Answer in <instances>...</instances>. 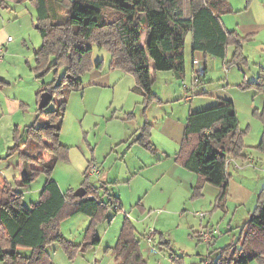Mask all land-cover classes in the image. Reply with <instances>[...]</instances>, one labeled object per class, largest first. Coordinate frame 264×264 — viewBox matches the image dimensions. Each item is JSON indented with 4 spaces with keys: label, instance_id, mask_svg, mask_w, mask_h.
Returning a JSON list of instances; mask_svg holds the SVG:
<instances>
[{
    "label": "trees",
    "instance_id": "obj_1",
    "mask_svg": "<svg viewBox=\"0 0 264 264\" xmlns=\"http://www.w3.org/2000/svg\"><path fill=\"white\" fill-rule=\"evenodd\" d=\"M6 0H0V8ZM250 0H246L248 3ZM35 12L41 43L34 50L35 77L51 68L64 69L58 82L40 86L36 92L37 104L40 94L47 91L61 97L57 107L46 110L37 107L36 120L14 130L17 142L13 148L23 161L20 184L25 185L43 172L47 179L39 198L27 207L22 202V192L4 182L0 188V261L6 264H54L47 246L58 244L69 259L80 247L64 237L58 219L83 213L90 218L84 230V246L96 245L99 237L96 226L107 211H119L120 203L108 194L106 200L98 192V186H84L83 197L75 191L61 190L51 179V172L59 158H66L68 147L60 143V130L66 100L65 92L81 87L80 75L89 68L91 43L115 50L114 64L130 72L135 78L132 90L143 97V108L150 100L157 99L152 86L153 73L172 71L177 79L185 73V39L191 34V50L220 58L224 65L246 61L243 44L248 36L236 30H227L221 15L233 12L228 0H31ZM117 41V42H116ZM234 46L232 57L225 61L226 50ZM100 66V62L96 67ZM263 69L258 82L241 86H257L264 94ZM50 99V100H51ZM145 112V110H144ZM143 112V114H144ZM262 123L258 149L264 150V107L254 110ZM148 124V123H145ZM147 126V125H146ZM246 130L239 127L237 112L231 100L222 99L211 107L191 111L186 119L182 140L174 160L197 174L200 182L192 188L193 195H200L203 182L219 188L214 208L220 207L226 194V163L230 158L243 154V138ZM153 149L150 128L142 127L140 135L133 140ZM49 157L43 159V153ZM36 162L37 167H29ZM88 179V173L85 171ZM136 227L126 215L121 224L114 246L111 247L117 264H147L140 249ZM208 246L207 256L201 264H247L253 259L264 263V187L258 192L256 205L236 238L223 247ZM29 249L21 255L18 248ZM173 264L182 260L171 256Z\"/></svg>",
    "mask_w": 264,
    "mask_h": 264
},
{
    "label": "rangeland",
    "instance_id": "obj_2",
    "mask_svg": "<svg viewBox=\"0 0 264 264\" xmlns=\"http://www.w3.org/2000/svg\"><path fill=\"white\" fill-rule=\"evenodd\" d=\"M252 2L253 0H250L248 3L246 0H242L238 3V6L248 7V5L250 3L252 4ZM2 7L0 8V30L4 35V40L6 41L7 37L10 36L12 38V41L10 42H20L18 31L20 29L19 26L22 25L26 28L23 29V31L25 30L27 46L32 50L33 45H38V43L41 42V38L37 29L34 27L37 19L31 0H6ZM13 8L15 11L19 10L22 12V10H24V17H22V13L18 18H15V15L10 14ZM30 13L32 14V18ZM225 16L233 17L234 15L226 14L221 16V18L223 19ZM31 19L33 20L32 24ZM18 44L14 46L15 49H17L14 52L11 48L10 58L5 56L3 59V56L6 53V50H3L1 54L2 60H6L8 63L6 67L0 66V79H2L0 80V171L2 175L7 178L8 183L13 188H18L16 187V183L14 181V177L19 174L17 170L20 169L18 168L17 163H19V167L23 164V161H21L18 156V152L13 150L17 142V139L14 137V120L18 118H16L15 115L12 116L11 114H6L9 111L2 108L1 101L5 99V96L10 99L23 97L30 101V104L33 105L31 102H33L34 89L31 87L30 82L33 83V80L35 79L34 72L30 69L34 62L32 61L31 64L25 62L26 60L23 58V54L19 51L22 50V48ZM91 47V53L88 58L90 66L80 75L83 82L81 87L69 90L65 92L63 96L66 100V109L60 130V143L68 147V153L66 158H59L56 161L50 177L55 180L61 190L65 192L68 189L75 191L81 186L88 187V185L98 184V180L94 175L88 174L89 177L86 179L85 171L87 165L89 164L91 153H93V155H97L98 157H102L105 154L106 146L109 141L104 136V128L111 129L114 128V126H118V129L120 128L123 130V126L113 120H117L122 117H129V127L131 128L129 136V150L131 149L129 152L130 155H139L137 157H140L142 156L141 154L146 153L153 157L159 150V148L152 142L151 134L150 141L153 144V149L146 148L137 142H133V140L140 135L142 127L148 126V128L152 129V124L146 118L145 113L148 107H150L149 112H153L152 110H159L155 104L160 103L159 95L156 94L157 99L149 101L146 109L143 108V97L140 96V98L137 99V107L134 111L130 109L126 114H119L116 116L114 112V105L118 106L119 104H124L129 106L133 103L134 97L136 96L135 92L132 91V87L135 85V78L130 72L123 70L121 67L113 63L114 49L99 46L95 42L91 43ZM24 49L26 50L25 47ZM2 60L0 61V64L3 63ZM98 62H100V66L96 67ZM249 67L250 69L244 68V71L248 73L250 77L251 72L255 73V71L258 70V66L250 64ZM20 72L22 75L21 78L18 76V73ZM63 72L64 69L62 67H58L57 69L51 68L42 73L38 80L41 85L48 84L53 81L58 82L61 79ZM163 72L168 71L156 72V74L159 75L157 79H154L152 86L153 91L155 90V87L159 88L161 94L165 90V86L163 84ZM29 73L31 77L27 79L26 76ZM129 78H132L133 80V86L130 90L129 86L132 83L129 82ZM206 96L207 95H196L195 98H201V100H196L195 103L205 100ZM60 100L61 97L54 94L52 99L46 104L45 109H55ZM177 101H181L182 104H185L186 108L189 107L188 102L182 99H177ZM177 101H173L170 107H176L178 112V105H173L174 103L176 104ZM204 108H207V106L203 107V109ZM106 110L108 115L104 114ZM27 119L30 118L28 117ZM241 119L243 123H246V121L258 122L254 121L251 116H245V114L241 116ZM255 119L259 120L261 123L257 116H255ZM23 126L24 124H21V126L17 128L19 132L22 131ZM255 133L257 137V132L253 129L248 135V138L253 137V135L255 136ZM87 142L91 145L92 150L88 146ZM261 152H264V150H261ZM42 156L43 159H47L49 154L45 152ZM143 158L145 159V157ZM143 158L140 157V159ZM95 164L99 168V164ZM14 167H16V170ZM30 167H38V164L34 162ZM149 167H152V169L139 175L137 174L136 176H129V204L127 200H125L124 209L121 207L122 211L115 212L113 209L108 210L106 217L102 221L98 222H101V224L99 225L97 223L99 233L104 235L105 230L108 231L105 240L111 238L113 232L118 234L122 218L124 217L123 213L127 212L129 214V220L136 227V233L140 238L139 249L143 258L146 259L147 264H173L171 256L182 260L183 264H201L203 261V259H201L202 256L206 257L208 254V244L192 232V229H195L199 225V218L195 215V212H204V220L211 216L210 211H213L214 209L216 212L214 214V221L218 222H214V225L215 227H219L218 224H220V218L223 210L221 207H219L218 210L213 207L217 195L213 197L212 204L206 207L209 203V197L213 195L215 187L207 183V186L204 189L205 198L202 203L205 207H202L199 203L194 202L195 197L192 198V192L188 195L187 193L181 191L178 193V196L167 202L165 201L163 195L158 194V187L163 186L164 189L169 188L171 186L169 182L170 177L168 175H164L158 180V182L157 180L148 181V177L151 176L150 173L154 170L153 167L155 166L149 165ZM101 172L102 170H100V175ZM46 179L47 174L39 172L33 177V179L30 180V182L22 186L21 199L25 206L30 207L32 203L38 200L40 190ZM99 181H101V179H99ZM4 182L6 181H0V188L3 186ZM202 190L203 188L201 189V192ZM145 191H148L146 196H144ZM135 193H140L141 196L135 197ZM82 218H87V216L83 213H78L77 217H69L68 219L60 217L58 221H60L59 228L61 234L67 238H74V236L77 235L76 232L80 228L85 230L87 224L86 222H83ZM110 218L113 220L112 223L108 225V220H110ZM222 226H226V223L223 222ZM83 230H79L78 233L83 235ZM221 230L223 231L224 229H220V231ZM150 232L153 237L151 240H148L147 237ZM3 238L2 230L0 229V240ZM230 240L231 239L227 242L225 238L221 239L217 244V247H223L229 243ZM105 247L104 242L101 247L104 248L102 250V255H107L106 259L114 260V255L111 249L112 246L110 248ZM54 249H57L58 255H53L55 253ZM17 250L21 255H28L30 252L29 249L22 247H19ZM47 250L57 261H59V255L63 256V258L65 256L61 247L56 243H52L47 246ZM97 255L98 257L101 255V249L97 250ZM66 258L67 257L64 258L65 262L62 261L59 262V264H66L68 262ZM112 260L111 262H113ZM0 264H6L5 260L0 261ZM247 264L264 263L258 259H253Z\"/></svg>",
    "mask_w": 264,
    "mask_h": 264
},
{
    "label": "crops",
    "instance_id": "obj_3",
    "mask_svg": "<svg viewBox=\"0 0 264 264\" xmlns=\"http://www.w3.org/2000/svg\"><path fill=\"white\" fill-rule=\"evenodd\" d=\"M240 1L242 0H229L233 12L226 14H233L234 16H225L223 17V19L221 18V22L227 30H236L241 36H248L247 41L243 44V54L246 57V61L225 66L224 61L220 58L207 55L200 50L192 51L191 34H187L185 39L184 53V77L177 79L172 71L163 72L162 75L165 90L162 94L159 88L155 87L154 90L155 93L159 95L160 103H155L159 110L157 109L152 110L153 112H149L150 107H148L145 113L146 118L152 124V129H150L151 140L159 148L157 153H155V155L152 157L144 152L145 154H141L142 156L140 157H145V159H140V157H137L139 155L132 156L129 154L131 150H129V136L131 130V128L129 127V117H122L113 121H117L118 123H120L123 126V130L120 128L118 129V126H114V128L111 129L104 128V136L109 141L108 145L106 146L104 156L98 157L97 155H93V153H91L89 160V163H98L100 170H102L99 178L96 177V179L98 180V184L95 186H101L100 188H98L99 194L102 195L105 190L107 191V193L103 194L102 196V199L104 200L108 198V194L114 196L118 200L117 203H120L119 211H122L121 207L124 209L125 200H127L129 204V176H136L137 174L139 175L145 171L152 169V167L150 168L149 165L155 167H153L154 170L150 173L151 176L148 177V181L157 180L158 182V180L164 175H168L170 177L169 182L171 186L169 188L164 189L163 186L158 187V194L163 195L165 201L169 202L171 199L178 196V193H180L181 191L187 193L188 195H190V192H192V198L195 197L194 202L199 203V205L203 207L204 205L202 203L203 199L205 198L204 189L206 188L208 182H203V190L202 192H200V195H193L192 188L195 186V184H197L198 181L200 182L201 180L199 179L197 174L189 171L181 164L177 163L174 160V155L179 148L186 124V119L191 111L201 109L205 106H212L222 99L231 100L237 112L239 127L243 130H246L247 134L245 133L246 135H244L243 138L245 144L243 154H240L235 158H230L228 161V165L226 166L227 187L226 194L223 198V203L220 206L223 212L221 211V221L220 224H218L220 227H218L219 231L220 229L224 230H221L222 232L220 231V234H222H219L212 240L213 248L217 247V244L223 238H225L228 242L229 239H234L237 237L241 227L247 221L250 213L256 205L258 192L264 187V152H261V149H258L256 147L261 138L262 124L259 122V120L255 119V115L253 112L254 110L260 111L263 109L264 94L257 88L255 84H253L251 87L241 86L243 83L245 84L248 82L257 83L258 76L261 74L260 70H264V0H253L252 4L250 3L248 7L238 6V3ZM21 13L22 17H24V10H22V12L19 10L15 11L13 8L10 12V14L15 15V18L20 17ZM34 13L36 14L35 8ZM30 16L32 18L31 13ZM32 23L33 20L31 19V24ZM19 27L20 29L18 31V34L20 36V42H10L12 41V39L10 41H5L4 35L0 30V47L6 50L3 59L5 58V56L10 58L11 48L14 52L15 50H17L14 46L19 43L18 45H20V47L22 48V50L19 51L23 54L22 56L26 60L25 62L31 64L33 61L35 64L34 50L39 47L41 42L38 43V45H33L32 50L29 49L27 46V39L25 37V30L23 31V29L26 28H24L22 25H20ZM24 47L26 48V50L24 49ZM233 52L234 46L229 45L227 47L224 60L228 61L232 57ZM115 54L116 53L114 52L113 63L115 61ZM193 59L198 60V65L195 66L193 64ZM7 63L8 62H6L5 60L0 64V66L6 67ZM34 64L30 68L33 72ZM250 64L258 66V70L255 71V73L251 72V76L249 77L248 73L244 71V68L250 69ZM195 70H202L203 76L201 77V83L205 86V91L198 92L190 97L189 95H187L186 90H184L182 82L190 83L193 79ZM262 74L264 78V72H262ZM158 75L156 74V72L153 73L154 79H157ZM18 76L21 78V72L18 73ZM30 77L31 76L29 73L26 78L28 79ZM35 79L33 80V83L30 82L31 87L34 89L33 102H31L33 103V105L30 104V101L23 97H13L14 99H10L9 97L5 96V99L1 101L2 108L9 111L6 114H11L12 116L15 115L16 118H18L14 120L15 128H19L21 124H24V126L29 125L33 123L37 118L38 106L36 92L39 90L41 83L39 82L38 78L35 77ZM129 82L132 83L129 86L130 90V88L133 86L132 78H129ZM135 94L136 96L134 97L133 103L129 106H126L124 104H119L118 106L114 105V112L116 116L119 114H126L130 109H132L133 111L135 110L138 102L137 99L142 96L138 92H135ZM196 95L207 96L205 97V100L199 103H195L196 100H201V98L196 99ZM177 99H182L188 102L189 107L186 108L185 104H182L181 101H177ZM172 100L177 101V103H174L173 105H178V112L176 107H170V105L173 103ZM104 114L108 115L107 110ZM244 114L245 116H251L254 121H258L259 123L250 121H246V123H243L241 116H243ZM28 117L30 119H27ZM253 129L255 130V132H257V137L255 133V136L253 135V137L248 138V135L252 132ZM87 144L91 148V145L88 142ZM32 163L29 164V167ZM17 165L20 169L17 168L19 174L14 177L16 187H18L15 189L22 191L23 185H21L19 181L23 175V166L21 165L19 167V163H17ZM14 168L16 170V167ZM86 173H88L87 167ZM99 179H101V181H99ZM0 181H6V183H8L7 178L2 175L1 171ZM213 186L215 187L213 190V195L209 197V205L207 204L206 207L212 204L213 197L218 194L219 188L215 185ZM147 192L148 191H145L144 196L147 195ZM136 196L140 197L141 195L140 193H135V197ZM218 208L219 207H217V210ZM210 213L211 216L207 217L204 220L203 218L201 219L195 214L199 218L198 227L192 229V232H194L196 236L198 232L206 225L215 226L214 224L218 223L214 221V214L216 213L215 210L213 209V211H210ZM77 215L78 213L70 215L68 216V218L77 217ZM123 215L124 217L127 215L129 218V214L127 212H124ZM124 217L122 218V222ZM82 219L83 222H86L87 225L89 224L90 218L88 216L87 218ZM112 220V218L108 220V225L112 223ZM223 222L226 223V226H222ZM98 224L100 225L101 222ZM98 224L96 226V233L99 237V241L96 245L84 246L85 241L83 228L79 229L83 230V235L81 233H78V230L76 232L77 235L74 236V238L66 237L72 243L80 245L77 254L72 259H69L65 252L61 249L65 255L64 258L67 257L66 259L68 262L66 264H117L112 259H106L107 255H102V250L104 248L101 247L104 242L106 246L105 248L114 246L119 231L118 234L113 232L111 238L105 240L108 231L105 230V234L101 235L98 231ZM137 237L139 236L137 235ZM100 249L101 255L98 257L97 250ZM209 249H211V247L207 245V250L209 251ZM55 254L58 255L57 249L55 250V253L53 255ZM204 257L205 256H202L201 259H204ZM64 258L63 256L59 255V261H57L54 256L51 255V259L54 264H59V262L62 261L65 262ZM111 260L113 262H111Z\"/></svg>",
    "mask_w": 264,
    "mask_h": 264
},
{
    "label": "built area",
    "instance_id": "obj_4",
    "mask_svg": "<svg viewBox=\"0 0 264 264\" xmlns=\"http://www.w3.org/2000/svg\"><path fill=\"white\" fill-rule=\"evenodd\" d=\"M12 38L10 36L7 37V41H10ZM4 48L0 47V60L2 59V52H3ZM193 64L196 66L198 65V60L197 59H193ZM203 76L202 70H195L194 71V75H193V79L190 83H185L182 82V85L184 87V89L187 92V95H189L190 97L193 96L194 94L198 93V92H203L205 91V86L201 83V77ZM228 165V162L226 163V166ZM87 171L89 173V175H94L95 177H99L100 175V170L98 168V166L93 163L90 162L89 165L87 166ZM197 216H199L201 219L205 216V213L202 211H198L195 213ZM220 234V231L218 229V227H215L213 225L209 226L206 225L203 229H201L197 236L200 237L203 241H205L208 245L212 243V240L214 238H216V236H218ZM153 237V235L151 234V232L148 235V240H151Z\"/></svg>",
    "mask_w": 264,
    "mask_h": 264
},
{
    "label": "water",
    "instance_id": "obj_5",
    "mask_svg": "<svg viewBox=\"0 0 264 264\" xmlns=\"http://www.w3.org/2000/svg\"><path fill=\"white\" fill-rule=\"evenodd\" d=\"M50 99H51V94L49 92H47V91L42 92L40 94L37 106L39 108L45 107ZM85 194H86V189L83 186H81L75 190V195L78 197H83Z\"/></svg>",
    "mask_w": 264,
    "mask_h": 264
}]
</instances>
